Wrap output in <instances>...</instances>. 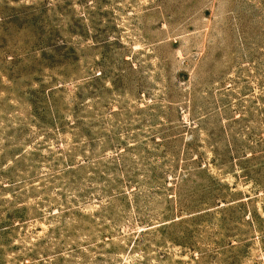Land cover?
I'll list each match as a JSON object with an SVG mask.
<instances>
[{"label": "rangeland", "instance_id": "rangeland-1", "mask_svg": "<svg viewBox=\"0 0 264 264\" xmlns=\"http://www.w3.org/2000/svg\"><path fill=\"white\" fill-rule=\"evenodd\" d=\"M0 264H264V0H0Z\"/></svg>", "mask_w": 264, "mask_h": 264}]
</instances>
